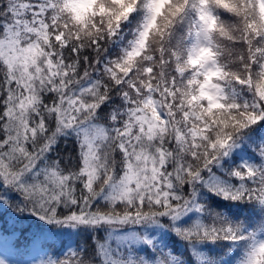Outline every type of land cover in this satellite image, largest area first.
<instances>
[{
  "label": "snow or ice",
  "instance_id": "obj_1",
  "mask_svg": "<svg viewBox=\"0 0 264 264\" xmlns=\"http://www.w3.org/2000/svg\"><path fill=\"white\" fill-rule=\"evenodd\" d=\"M108 2L0 0V264H264V0Z\"/></svg>",
  "mask_w": 264,
  "mask_h": 264
},
{
  "label": "clouds",
  "instance_id": "obj_2",
  "mask_svg": "<svg viewBox=\"0 0 264 264\" xmlns=\"http://www.w3.org/2000/svg\"><path fill=\"white\" fill-rule=\"evenodd\" d=\"M108 6L109 7H113V0H109L108 2ZM107 19V18H106ZM123 22V21H122ZM139 22H144L143 21V14L141 15L140 21ZM153 40H155V37L153 38Z\"/></svg>",
  "mask_w": 264,
  "mask_h": 264
}]
</instances>
